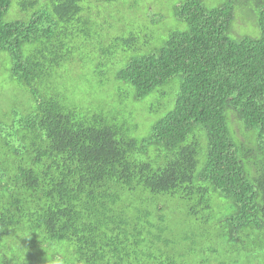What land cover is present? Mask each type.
<instances>
[{
    "label": "trees",
    "instance_id": "obj_1",
    "mask_svg": "<svg viewBox=\"0 0 264 264\" xmlns=\"http://www.w3.org/2000/svg\"><path fill=\"white\" fill-rule=\"evenodd\" d=\"M149 10L0 0V264H264V0H179L155 46Z\"/></svg>",
    "mask_w": 264,
    "mask_h": 264
},
{
    "label": "rangeland",
    "instance_id": "obj_2",
    "mask_svg": "<svg viewBox=\"0 0 264 264\" xmlns=\"http://www.w3.org/2000/svg\"><path fill=\"white\" fill-rule=\"evenodd\" d=\"M179 0H141V3H147L151 5V10L147 13L150 20L155 19L157 22L155 25L143 24L140 21H136L135 25H132L135 30L141 33H146L148 37H150L151 46L156 45V41L159 38H163L166 36V33L174 29L176 26L181 27L183 24H177L179 21L175 17H172L171 8L172 5ZM230 2V0H203V2L207 6H216L221 2ZM140 7V6H139ZM240 16L243 21H247L246 13L241 11ZM239 32H247L250 34H254L256 31L255 25L247 22L244 25H240ZM9 66V61L5 58H0V110L8 109L12 104L13 100L18 98L19 93L15 88V83L8 79V75L4 67ZM83 69H87L88 72L96 73L93 75H80L76 73H71L65 79V87L69 89H73L76 92L77 100H86L85 98H89L93 96H103L97 88H96V80L97 77H101L102 80H106V72L107 67H105L104 62L99 61V63H94L90 65V67H84ZM87 96V97H86ZM147 103H150L152 100V96L146 98ZM160 114V113H159ZM158 114V115H159ZM146 127H143L141 132H144ZM181 232V231H180Z\"/></svg>",
    "mask_w": 264,
    "mask_h": 264
}]
</instances>
